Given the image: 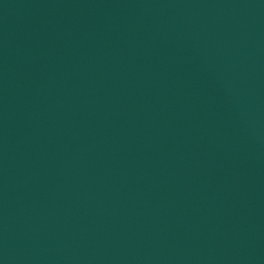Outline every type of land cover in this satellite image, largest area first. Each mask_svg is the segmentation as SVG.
<instances>
[{
	"label": "water",
	"instance_id": "1",
	"mask_svg": "<svg viewBox=\"0 0 264 264\" xmlns=\"http://www.w3.org/2000/svg\"><path fill=\"white\" fill-rule=\"evenodd\" d=\"M0 264H264V0H0Z\"/></svg>",
	"mask_w": 264,
	"mask_h": 264
}]
</instances>
